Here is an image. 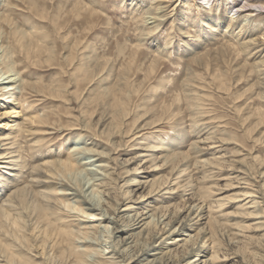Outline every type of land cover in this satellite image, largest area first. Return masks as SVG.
<instances>
[{
  "label": "rangeland",
  "instance_id": "1",
  "mask_svg": "<svg viewBox=\"0 0 264 264\" xmlns=\"http://www.w3.org/2000/svg\"><path fill=\"white\" fill-rule=\"evenodd\" d=\"M5 1L0 0V13L9 15L20 28L38 31L41 51L46 48L52 51L50 62L44 60V55L27 59H23V54L19 56L16 63L21 68L26 65L23 61L39 67L27 69L26 78L45 85L54 79L51 85L54 89L61 86L66 90L56 98L48 90L32 97L37 100L41 111L49 113V117L45 125H36L40 129L34 137L19 140L17 144L21 150L27 152L30 142L41 139L50 153L60 156L61 152L56 154L58 149L67 151L74 145L76 136L84 133L80 126L88 125L93 127L89 130L91 135L98 138V145L93 148L109 152V166L114 173L109 175L111 181L105 185L109 190L105 192L116 201L115 205L113 203L115 214L119 207L117 223L108 220L91 222L82 216L71 222H79V227L85 226L91 234L96 233L98 224L103 230L105 225L109 226V231L104 234L110 238H103L106 242L111 239L119 241L122 249L130 240L128 235L138 230H119L111 236V228L124 226L128 220L126 215L147 208L162 209L160 207L170 201L182 203L185 199L188 204L193 193L197 197L202 195L206 205H213L209 214H205L214 219L204 253L206 258L215 256L213 263L209 264H264V75L261 74L264 68L255 70L253 56H248L236 44L234 36L232 39L228 33H206L200 22V19L214 14L217 3L225 7L223 2L226 1L202 4L197 11L193 3L203 0H189L190 7L189 1L182 0L180 9L172 12L151 38L141 34L147 30L146 25L137 20V12L152 6L151 0H138V5L131 0H22L17 3L22 11L11 8L16 5H6ZM242 2L241 5L245 0ZM84 5L97 13L88 17ZM234 5L227 1V12L222 10V13L228 15ZM252 7L256 10L253 18L264 23V12L258 11L261 8ZM54 20L57 28H54ZM181 30L186 31L187 36L181 35ZM215 34L217 38H214ZM158 46L164 50L157 56L155 49ZM86 70L88 76L83 77ZM111 113L115 114L113 121L107 119L104 126L96 124L98 118ZM13 119L0 116V124ZM140 126L142 129L138 135L143 137L137 141L133 134ZM45 127H51L47 130L49 134H45ZM69 127L75 129L68 130ZM101 129L103 132L100 133ZM199 129L202 132L199 133ZM9 130L1 126L0 135L5 136ZM113 130L114 134L111 133ZM205 135L212 137L214 149L201 148L192 153L189 143ZM157 140L169 144L171 149L179 145L178 157L174 160L167 157L163 163V153H158V158L142 156L144 144L155 145ZM207 143L200 145L206 147ZM213 155L216 157L213 161L219 163H214L213 167H200V171L193 170L194 162ZM89 158L95 159L96 156ZM97 162L86 167L92 166L103 173V169L96 166ZM184 164H190L192 169L189 173L191 185L186 187L184 180L180 183L183 188L176 189V185L171 184L169 188H174V192L159 197L157 188L169 183ZM78 172L68 175L71 185L82 184L92 176L85 168ZM206 174L209 177H205ZM241 178L252 184L249 189L254 191L253 198L258 203L254 208L253 204L246 203L249 198L243 199L241 195L246 190L242 188L246 184ZM132 179L142 183L131 185ZM125 190H130V196H124ZM72 196L66 198L72 199ZM100 197L103 199V194L95 193L90 200L101 204ZM78 199L82 201V197ZM214 200L220 202L219 207ZM127 205L130 208L124 210ZM88 206L83 203L84 208ZM86 212L99 216L98 209ZM174 225L178 226V223ZM204 225L194 226L196 229L191 234L197 232V238L201 237L204 233L200 229ZM90 226L92 228H88ZM168 240L161 244H158L160 239L154 241L148 252L157 253L165 246H171L174 252L181 249L171 243L166 245ZM109 251L106 244L103 256L97 258L99 262L128 263L122 261L124 256ZM141 258L131 264L147 262L152 255L144 254ZM91 259L93 257L90 261L94 262ZM28 262L38 264L41 260L29 256ZM64 264H74V260L68 258ZM86 264H90L89 261Z\"/></svg>",
  "mask_w": 264,
  "mask_h": 264
},
{
  "label": "bare ground",
  "instance_id": "2",
  "mask_svg": "<svg viewBox=\"0 0 264 264\" xmlns=\"http://www.w3.org/2000/svg\"><path fill=\"white\" fill-rule=\"evenodd\" d=\"M133 1L137 5L140 3L138 0H131V3ZM225 1V3L223 2L225 7L217 3L214 14L209 15V17L206 16L205 19H200L202 30L212 34H217V32L228 33L230 38L234 36L236 44L241 46L248 56H253L252 66L255 70L261 71L264 68V23H260L257 21L258 19L253 18L256 10L252 6H259L261 9H258V11L264 12L262 10L264 0H245L243 5H241L242 0H230L235 5L231 9V13L230 10L228 11V15H225V12L222 13V10L226 11V4L229 0ZM21 2L22 0H7L5 4L13 3L16 6L11 8L22 11L20 6L17 5ZM181 2L182 0H151L152 6L140 9L137 12V20L142 23L141 25H146L147 29L144 32L142 31L141 34L151 38L157 31V27L164 21L166 22L172 12H177L180 9ZM190 2H188L189 7ZM208 2H211L212 5L214 0L194 2L193 5L198 11L202 4ZM84 8L88 17L97 13L90 6L84 5ZM24 12L26 11L24 10ZM182 18H185V16ZM54 25V28H57L55 20ZM38 34V31H28L20 28L18 23L11 19L9 15L3 12L0 13V100L3 98L0 101V109H2L0 116L14 118L11 122L0 124V129L1 126H3V129H10L5 136L0 135V264H30L28 262L29 256L39 258L41 262L38 264H64L68 258H72L74 264H86L87 261L90 264H121L116 261L99 262L97 258L103 256L106 244L110 247L109 252L116 253L119 257L124 256L122 261L127 260V264L141 261L144 254H151L152 258L140 264H181L184 261L182 264L213 263L215 256L212 255V257L206 258L204 254L208 246L206 244L207 239L210 237V224L214 220L212 216L205 214L207 212L209 214L213 205H206L201 198L202 195L197 197L192 193L188 204L185 199L182 203L170 201L167 205L160 207L162 209L147 208L135 211L132 215H126L128 220L124 226L111 228V236L119 230L131 228L132 230H138L128 235L127 238L130 240L124 243L126 246L122 249L119 241L113 242L111 239L106 242L103 238V236H107L104 232L109 231V226L105 225V230H103V226L98 224L95 226L96 233L91 234L85 226L79 227V222L76 224L71 222L82 216L86 217L87 221L92 220L91 222L96 220L101 223L108 220L117 223L119 207L116 208L117 213L115 214L113 203L115 205L116 201L110 199L109 192H105L109 190L105 186L111 181L109 175L113 174L114 171L109 166V152L98 151L93 148V146L98 145V138L97 135L95 137L91 135L89 130L93 128L92 126L81 125L80 130L84 133L76 136L73 141L74 145L68 147L67 151L62 152L59 148L56 154L61 152L60 156L50 153L46 145H42L43 141L41 139L30 142L27 145V152L21 150V147L17 144L22 138L27 140L28 137H34V134L40 129L36 128V125H45L44 123L49 117V113L46 114L45 111H41L42 108H39L38 103H36L37 100L32 99V97L42 95L48 90L56 98V96L64 94L66 91L61 86L54 89L51 86L54 79H52V83L45 85L40 81H32L31 78H26L27 69L36 70L39 67L23 61L26 65L21 68L20 64L16 63V60L22 54L23 59L44 55V60L50 62L53 57L52 51L50 48L41 51L40 47L42 45L41 41L37 39ZM216 34L214 38H217ZM181 35L187 36L186 31L181 30ZM169 39L170 37L167 44L170 41ZM260 46L261 48L256 49ZM163 50L164 48L161 49L158 46L155 53L158 56ZM18 69H20L21 75ZM261 74L264 75V71H261ZM87 76L88 70L83 74V77ZM31 103L33 104L31 105ZM30 106L32 109H30ZM114 115L111 113L109 116L98 118L96 124L102 126L107 119L113 121ZM45 128H47L44 129L45 134H49L47 130L51 127ZM73 129L75 127L68 128V130ZM106 129H109V126ZM141 129L140 126L133 134L134 139H138L137 141H140L143 137L138 135ZM154 131L158 132L157 129ZM101 132H103V129H101ZM198 132H202L201 129ZM111 133L114 134L115 130ZM197 137H201V135ZM211 138L205 135L190 142L189 148L193 149L191 152L195 153L201 148L213 150L215 142ZM157 142L155 145L153 144L154 146L144 144L141 155L158 158L157 154L163 153L161 155L163 163H165L167 157L172 160L178 157L176 154L180 153L179 145L171 149L169 144H161L160 140H157ZM79 143H84V145H78ZM200 143H207L206 147L200 145ZM214 153L215 151H212V154ZM90 156H96V158L89 160ZM215 158L214 155L201 158L197 160L198 163L194 162L192 168L195 171H200V167L205 165L213 167L214 163L217 164L218 162L217 160L213 161ZM95 161H98L96 166L101 167L103 173L92 169V166L90 168L86 167L87 165H93ZM83 168L92 176L82 184L71 185L68 181V175L75 174ZM172 168H175V166ZM190 168V164H184V167L178 168L175 176L171 178L175 181L171 180L167 184L163 183L162 186L157 188L156 193L159 197L170 196L174 192L172 191L174 188L181 189L180 187L183 184L180 183L184 180L185 186L189 187L192 183L189 174L192 169ZM239 172L244 174L241 171ZM97 174L101 177L97 178ZM205 177H209V175L206 174ZM133 179L131 185L142 183ZM241 179L245 180L243 182L246 184V187H242L246 190H243L241 195L243 199L249 198L246 203L253 204L252 207L254 208L258 203L253 198L255 197L253 195L254 191L249 189L252 188V184L247 182L245 178ZM171 184H175L176 187L169 188ZM206 189L209 190L210 187ZM95 193L103 194L104 198H99L101 204L90 200ZM129 193L130 190H125L123 194L124 196H130ZM68 195H73L72 199L66 198ZM198 195L200 194L198 193ZM177 196L179 197L180 194H177ZM78 197H82V201ZM74 198L76 199L74 200ZM213 202L215 205L219 203L218 207L220 206L218 200ZM83 203H88L89 206L84 208ZM128 206H125L124 210H128L130 208ZM96 209L99 210V216L97 217L94 216L95 214L86 212V210L93 211ZM184 212L186 214L183 216ZM176 223H178V226L174 225ZM198 224H206L204 226H207L206 228L201 227L200 231L204 234L199 238H197V232L191 234L192 230L196 229L194 226ZM88 228H92V226ZM107 237L110 238V235ZM159 239L160 243L158 244L163 243L165 239H170L166 245L171 243L181 249L174 252L171 246H165L157 253H149V248L153 247V242ZM180 242L182 243L179 244ZM188 243L190 244L188 245ZM186 245L188 247L183 248ZM202 256L204 257L201 259ZM90 257H93L91 260L94 262L90 261Z\"/></svg>",
  "mask_w": 264,
  "mask_h": 264
}]
</instances>
